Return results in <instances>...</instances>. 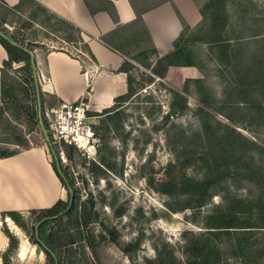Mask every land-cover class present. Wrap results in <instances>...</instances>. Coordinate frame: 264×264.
I'll list each match as a JSON object with an SVG mask.
<instances>
[{
	"label": "rangeland",
	"instance_id": "obj_1",
	"mask_svg": "<svg viewBox=\"0 0 264 264\" xmlns=\"http://www.w3.org/2000/svg\"><path fill=\"white\" fill-rule=\"evenodd\" d=\"M259 1L264 5V0ZM3 4L7 5L0 0L2 35L7 39L18 40L19 34L20 38L32 41L36 28L18 32L28 13H22L21 18L18 12L5 11ZM35 33L38 41L31 47L32 55L39 56L40 61L47 51L62 50L79 56L78 51L68 49L60 39H54L52 35L46 36L45 32L38 29ZM146 54L147 62L150 52L146 51ZM128 60L136 64V67H131L135 70L134 73L138 71L134 74V85H131L132 95L116 99L114 105L107 110H87L84 129L79 135L86 140L85 147L81 146L80 138L79 147L75 143L63 145L53 141L50 125L56 119L57 115L54 113L48 116L44 113L47 130H44L43 138L37 131H30V120L24 114L16 120L10 112H4V117H8L18 132H23L30 140L36 139V143H33L34 149L44 150L49 162L59 159L60 163L57 165L69 188L65 189L66 192L73 195V202L85 205L89 221L87 227L93 228L94 234L101 241L100 245L107 253L102 257V263L153 264L157 255L156 248H163L165 256L173 252L176 261L183 262L185 245H193L191 243L195 241V235L204 229V217L215 214L218 210L224 214H229L230 210L241 218V223L249 214H253L249 224L264 226V174L260 176L264 172V112L259 114V121L256 122L252 120L255 116H250V112L246 116L244 113L240 114L239 117L245 120L237 122L224 121L213 114L218 125L214 120L210 121L197 113V102H210L204 88L206 85H173L158 81L151 85H139L140 82L150 83L154 78L146 72L143 73L145 77H142L137 60ZM18 67V64H13L12 70L0 73V82L5 79L7 84L22 85L28 103L34 107L35 83L26 72L18 71ZM35 79L41 90L42 85L37 77ZM185 90L186 111L181 115L169 111L168 104L174 97V92ZM43 99L47 105L53 102L47 95ZM80 101L88 105L87 98L77 103ZM62 104L51 109H58ZM48 111L46 108L45 112ZM37 112L39 117V110ZM205 122L213 126L211 133L214 135L211 134V137L206 136L207 132L203 128ZM226 129L234 131L231 139L235 142L236 156H231V147L224 141L221 148L216 141L218 138L222 141L227 136H232ZM3 148L17 150L15 146H0V149ZM219 149L229 156L227 166L230 174L217 179L214 186L216 192L210 205L193 212L185 209L190 196L174 190L172 198H169L151 188V182L160 183L169 178L172 180L178 174V167L174 170L168 169L170 164L177 166V163H183L182 173L195 179L203 178L205 162L211 161L213 154L214 157H220ZM247 155L253 158V163L260 172L247 173L243 165L247 161L244 159ZM68 197L69 194L66 201ZM224 199L226 204L219 207ZM22 216L25 219V230L12 221L6 223L0 215V235L3 236V228L8 229L17 241L16 251L10 256L9 263L47 264L45 255L28 241L37 215L27 212ZM259 230L264 231L263 228L255 229ZM19 239H24L27 249L33 251L22 259L17 258ZM190 247L186 249L188 254L191 252ZM251 249V255L261 254L258 264H264V235L252 239ZM238 261L234 258L230 260L233 264H238Z\"/></svg>",
	"mask_w": 264,
	"mask_h": 264
},
{
	"label": "crops",
	"instance_id": "obj_2",
	"mask_svg": "<svg viewBox=\"0 0 264 264\" xmlns=\"http://www.w3.org/2000/svg\"><path fill=\"white\" fill-rule=\"evenodd\" d=\"M3 1L9 7L19 2ZM34 1L78 27L94 58L92 61L79 52L77 60L61 52L49 51L40 61L39 56L31 54L34 77L42 85L43 95L53 99L50 104L54 107L87 98L89 108L101 112L127 95L128 85H134V74L138 73L131 68L136 64L98 40L101 35L122 27L120 33L131 39L145 31L155 51L148 55L147 62L146 53L137 55L139 74L145 77L146 72L154 78L150 83L140 82L139 85H151L155 81L206 85L212 113L224 121L245 120L239 115L246 116L250 112L256 122L264 112V5L259 0H87L89 7L84 0ZM142 46L131 48L139 52ZM180 49L183 54L175 62L179 66H169L166 71L158 66L153 72L159 60ZM6 59L7 54L0 45V68ZM128 62L131 67L124 66ZM32 149L0 160V163L10 162V169L0 168V215L9 211L23 215L67 199V192L45 151L39 148L36 150L44 164L40 169L48 176L52 188L50 197L43 188L45 180L27 167L30 177L41 186L39 194L34 196L20 190L18 166L28 162L27 156ZM47 190L50 193V189ZM4 220L11 222L7 217ZM6 247L7 239L0 235V251ZM31 251L26 246V254ZM24 257L19 256L18 247L17 258Z\"/></svg>",
	"mask_w": 264,
	"mask_h": 264
},
{
	"label": "trees",
	"instance_id": "obj_3",
	"mask_svg": "<svg viewBox=\"0 0 264 264\" xmlns=\"http://www.w3.org/2000/svg\"><path fill=\"white\" fill-rule=\"evenodd\" d=\"M84 1L89 7L87 0ZM3 7L5 11L18 12L21 18L22 13H28V16L22 21L18 32L34 27L45 32L46 36L52 35L54 39H60L68 49L86 54L94 61L87 44L82 38V31L74 24L50 12L38 2L34 0H19L13 7H9L5 4H3ZM109 12L114 15L113 11ZM136 23L139 24V21ZM121 29L122 27L105 35H101L98 38L99 42L106 48L126 56L127 59L134 58V60H137V55H139L140 52L141 54H145L146 51H149L150 55L155 53L153 45L145 31L139 35H134L131 39L128 35L122 34V32L120 33V31H122ZM35 30L34 39L32 41L22 37L20 38L19 34L18 40L15 38L7 39L2 35V31L0 30V45L7 54V59L1 64L0 73L12 70L13 64H18V71L26 72L28 77L34 81L35 85H33V92L36 98L35 105L33 103L34 107L36 106L34 109V107H31L30 103H28L29 101L23 93L24 87L22 85L7 84L5 79L0 82V146L7 145L17 147L16 151H11L7 148L0 149V160L13 157L23 151L34 148L33 143H36V139L30 140L23 132H18V130L11 125L8 117H4V112H6V114L10 112L11 116L15 117L16 120L20 119L21 114H24L27 119L30 120V124L28 125L30 131H37L38 134L44 138L43 132L47 130L44 119L45 109L54 107L53 104H46L43 99L44 95L38 85H36L33 75L31 47L38 41L36 39L37 37H35ZM57 34H60V36H57ZM132 43L135 44L132 45ZM134 45L136 47H138V45L143 46L140 48L141 50L137 52L131 48V46L135 47ZM129 49L131 51H128ZM181 50L182 49L159 60L153 72H156L155 69H157L158 66L163 67L164 71H166L169 66H179V64L175 62L178 60V57L183 54ZM57 52L64 53L71 58H79L78 55L73 56L67 51L58 50ZM125 65L130 66L128 63H125L124 66ZM186 93V90L174 92V97L168 104L169 111L178 115L186 111ZM127 95H132L131 85H128ZM124 97L119 98L123 99ZM199 103L200 105L197 109V113L202 114L204 118L206 117V119L210 121L214 120L213 122L219 125L213 116L211 103L204 100H201ZM37 110H39V117ZM108 112L109 111H107V113ZM203 128L204 131L207 132V137L214 135L211 133L213 130L212 124L205 122ZM226 130L227 133L232 136H227L222 141L218 138L216 141L218 145H220V148L224 141L226 145L231 147V156H236L235 142L231 139L233 138L234 131L231 129ZM18 148L20 151H18ZM219 152L221 153L220 157H214L213 154L211 156L212 160L208 163H206L207 161L205 162L206 165L203 178L195 179L182 173L183 163H177V166L170 164L168 165V169L174 170L178 167V174L172 180L169 178L160 183L151 182V188L169 198H172L174 190H178L180 194L190 196L185 209H191L193 212L210 205L211 198L216 192L214 186L216 185L217 179H221L225 175L227 176L230 174V170L227 166L229 156H227L226 152L223 150L219 149ZM244 159L247 160L243 164L247 169V173L256 174L261 171L255 167L253 158L247 155ZM234 160L237 161L238 159ZM57 163L59 165V159L55 158V160L51 161L50 165L62 186L65 189H69ZM263 174L264 172L260 173V176H263ZM225 204L226 201L224 199L222 205L219 207H223ZM85 208V205L82 206L79 202H73L72 195V201H69V199L65 202L59 200L50 208L29 211L30 214L37 215V218L33 221L31 234L28 235V241L32 245L37 246L40 252L45 255L47 264H103L101 259L105 257L107 253L100 245L101 241L98 239V236L94 234L93 228L87 227L89 221ZM228 212L229 214H224V212L218 210L215 214H208L204 217L203 231L195 235V241L191 243L193 244L191 247L190 243L185 245L186 249L190 247L191 252L188 254L187 252L189 251L185 249V259L183 262L176 261L173 252H169L165 256L163 248H156V260L152 263L233 264L230 260L234 258L239 260L238 264H258L261 254L256 256V254L253 253V255H251L252 239L264 235V231H255V229L259 228L264 229V226L260 227L249 224V220L252 219L253 214H249L245 219L243 218V223H241V218L237 214L231 213L230 210ZM1 216L9 218L16 226L25 230V219L19 212L9 211L2 213ZM49 226H51L50 230H48ZM1 233L8 240V245L6 250L0 253V261L1 264H10V256L16 251L17 241L8 229L3 228ZM115 264L120 263L115 262Z\"/></svg>",
	"mask_w": 264,
	"mask_h": 264
},
{
	"label": "built area",
	"instance_id": "obj_4",
	"mask_svg": "<svg viewBox=\"0 0 264 264\" xmlns=\"http://www.w3.org/2000/svg\"><path fill=\"white\" fill-rule=\"evenodd\" d=\"M88 109L89 106L80 101L78 103H63L58 109H49L48 112H45V116L52 113L57 115L55 121L50 125L53 141L63 145L75 143L79 147V135L84 129L85 114ZM48 137L50 138L49 135Z\"/></svg>",
	"mask_w": 264,
	"mask_h": 264
},
{
	"label": "bare ground",
	"instance_id": "obj_5",
	"mask_svg": "<svg viewBox=\"0 0 264 264\" xmlns=\"http://www.w3.org/2000/svg\"><path fill=\"white\" fill-rule=\"evenodd\" d=\"M80 139H81V143H82L81 146L85 147L86 140H84V138H82V137ZM27 157L29 158V159L27 158L28 162H26V164L24 166H21V165L18 166V179H21L20 181H18V185L20 187V190L26 194L29 193V194H32L34 196H37L39 194L38 191L40 190L39 187H41V186L40 185L37 186V184L33 181V178L30 177V175H29L30 171L28 172L25 168V167H27V169H32V170L37 171L39 173L40 178L42 180L43 179L45 180L43 182V188L46 190L47 196L50 197L51 189H52L50 184H49L50 180H49L48 176L46 175V173L42 172L40 169V166L43 164V162H42L41 157L39 156L37 150L32 149L31 152H29ZM9 163L10 162H6V161L1 162L0 168L1 169H10ZM46 184H48V187H46ZM47 188L50 189V193H48ZM38 201L41 202L40 199H38ZM20 241H21V244L19 246V256L24 257V255L26 254V246L27 245H26V241H24L23 239H20Z\"/></svg>",
	"mask_w": 264,
	"mask_h": 264
},
{
	"label": "flooded vegetation",
	"instance_id": "obj_6",
	"mask_svg": "<svg viewBox=\"0 0 264 264\" xmlns=\"http://www.w3.org/2000/svg\"><path fill=\"white\" fill-rule=\"evenodd\" d=\"M68 194H69V192H68ZM69 201H72V194L70 193V195H69Z\"/></svg>",
	"mask_w": 264,
	"mask_h": 264
}]
</instances>
